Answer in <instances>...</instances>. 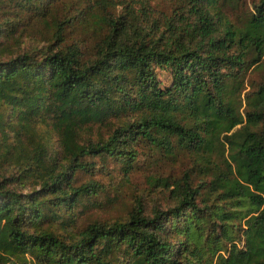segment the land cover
Instances as JSON below:
<instances>
[{
    "label": "trees",
    "instance_id": "obj_1",
    "mask_svg": "<svg viewBox=\"0 0 264 264\" xmlns=\"http://www.w3.org/2000/svg\"><path fill=\"white\" fill-rule=\"evenodd\" d=\"M239 2L0 0V264H264V0ZM180 156L165 205L78 230L80 173Z\"/></svg>",
    "mask_w": 264,
    "mask_h": 264
},
{
    "label": "rangeland",
    "instance_id": "obj_2",
    "mask_svg": "<svg viewBox=\"0 0 264 264\" xmlns=\"http://www.w3.org/2000/svg\"><path fill=\"white\" fill-rule=\"evenodd\" d=\"M257 0H240L238 6L230 7L226 10L227 16L235 23H241L248 17L249 11L253 3ZM157 8L167 15H171L174 3L160 1L156 4ZM70 31V30H69ZM69 39H80L84 36L79 30L70 33ZM91 39L92 34H89ZM87 38V37H86ZM263 73L252 72L249 77V84H258L262 81ZM161 79L166 80L163 75ZM139 169L133 173L129 180L119 173L112 163H107L108 169H102L101 172L95 176L80 173L78 175V183H84L90 179H95L102 185V192L96 199L88 200L80 208V215L77 223L78 230L87 227L93 221H114L117 219L125 218L132 208L133 202L142 198L147 205L163 204L165 198L161 193L149 194L148 177L151 174H160L164 177L172 176L180 178L184 173L192 169L193 163L188 156H180L177 161L170 162L163 160L160 165L153 167L151 171L146 170L148 164L140 158ZM151 168V167H150ZM108 172V173H106Z\"/></svg>",
    "mask_w": 264,
    "mask_h": 264
}]
</instances>
